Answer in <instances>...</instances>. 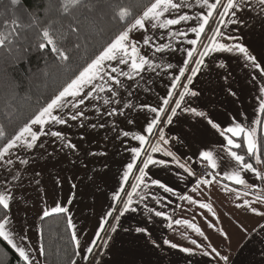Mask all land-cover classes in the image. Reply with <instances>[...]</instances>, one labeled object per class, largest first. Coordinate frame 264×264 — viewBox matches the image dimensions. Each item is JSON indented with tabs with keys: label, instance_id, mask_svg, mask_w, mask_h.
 I'll return each instance as SVG.
<instances>
[{
	"label": "crops",
	"instance_id": "1",
	"mask_svg": "<svg viewBox=\"0 0 264 264\" xmlns=\"http://www.w3.org/2000/svg\"><path fill=\"white\" fill-rule=\"evenodd\" d=\"M184 14L195 17L202 13L200 8L193 4L190 9L184 10ZM252 15L255 16V13ZM196 23L197 21L190 20L178 26L181 31L186 32L185 36L163 38V42L171 43L175 50L155 54L154 62L161 67L145 75L132 97L127 95L123 97L124 101L130 99L136 105L135 108L129 110L117 105L115 107L123 113L122 115H104L100 118L89 112L85 127H82L81 131L76 130L79 122L72 123L76 124V127L69 132H73L69 138L78 145V151L72 152L68 149L61 151L59 142L54 143V152H52L54 162L48 167L49 171L54 170V179H49L47 183L42 180L41 184L35 180L30 183L34 187L32 192L28 190L27 178H21L25 174L22 171L23 165L16 162L11 167V173L0 166V182L5 177L11 180V175L19 171L22 180L19 181V187L14 188L12 216L16 226L22 227L27 233L33 247L41 246L40 224L43 211L59 204L68 208L66 214L68 217L71 216L80 241L81 255L75 260L76 264H91L96 254L95 264H215L211 257L200 255V250H196V255L189 256L180 252L178 248L172 249L164 245V239L189 248H194L191 244L193 239L205 246L211 242L223 255L230 257L231 264H264V234L260 230L264 218L255 216L244 208L236 207L237 203H242L244 200L256 201L258 196L264 199V191H262L264 188L260 180H257L252 173H247L245 178L255 185L256 191H249L245 196L244 192L247 191L245 188L223 178L224 162L227 157L222 152L218 134L210 128L207 132L204 131L206 122L197 123L199 118L178 109V116L173 118V124L164 125L169 144L163 147L171 149L182 161L189 156L192 157L190 165L196 172L205 166L199 162L196 153L213 151L217 155L221 168L216 171L220 174L214 175L213 182L201 185L196 192H192L191 189L196 185L197 176L188 177L182 169L176 167L171 157H165L162 153H151L150 147L156 143V137H149L151 144L143 146L131 139L132 135L147 136L144 129L147 122L155 115L147 109L141 111L140 106L145 104L151 107L162 106L166 93L173 91L172 84L174 78L179 77V69L183 67L182 62L188 59L187 52L194 49L203 50L199 42L195 46L187 43L188 39L196 38L190 30V27L195 26ZM209 27H215L214 22L210 21ZM223 30L226 33L242 36V42L250 46V50L258 60H264V22L259 18H249L247 26L240 29L235 25H229ZM162 35L157 33V36ZM206 36H211V32L207 29L205 36L201 37L205 44L208 42ZM159 42L158 40L157 43ZM194 58L199 59V56L194 53ZM204 61L201 71L188 85L199 95L186 97L187 106L209 113L221 125H226L232 118L245 124L258 118L259 88L264 86V77L259 76L256 70L245 65L242 58L233 54L211 53L204 58ZM169 63L173 65L171 69L166 67ZM221 64L224 67H220ZM188 67L193 68L195 64L190 62ZM185 75H190V72L186 71ZM253 77L256 79L254 80ZM180 80L182 84L187 83L184 77H180ZM174 91L179 93L183 89L177 86ZM232 92L236 95H232ZM176 98L178 96L173 97L174 100ZM100 107L103 109L105 106L101 104ZM128 120L133 122L128 123ZM92 123L97 125L104 123L105 127L91 128L88 125ZM124 131L130 133L129 137L123 136ZM260 131L264 134V126L258 130V137ZM69 133L66 135L68 136ZM136 146L142 148L141 159L145 158L144 150H147V154H151L154 159L165 161L167 167L150 166L149 175L152 179H159L167 186L173 187L176 195L150 185L148 189H144L147 192L144 201L140 202L134 196L135 203L132 206L137 207V211L126 213L121 217L117 231L114 233L110 226L116 224V221L112 218V224L109 227L107 224L101 238H97L96 234L99 233L100 236L102 232L100 225H105L108 217L106 214L116 205V201L112 199L114 193L124 185L126 190L123 198L126 199L125 193L130 192L131 185L135 183L134 175L139 174L134 169L128 180H123V172L132 157L129 149ZM90 152H104L105 155L92 156ZM47 185L54 190L53 195L48 192ZM225 185L229 189L236 188V192L225 191ZM2 186L0 183V187ZM137 191L140 192L141 189ZM180 194L211 204L216 215L213 216L206 209H200L198 205H189L187 201L179 198ZM153 195L157 199H152ZM237 195L240 196L239 200L236 198ZM253 206L264 209V204L255 203ZM149 207L153 208L152 214L147 211ZM120 208H122L121 204L117 209ZM157 210L162 211L169 219L155 217L154 212ZM114 214L118 215V211ZM178 220L201 227L205 235L210 237V241L198 236L186 224H176L175 221ZM210 223H214L215 227H209ZM138 226L146 227L160 246L156 247L148 236L136 233L135 228ZM221 230L226 236L220 234ZM93 241L96 245L94 252L88 255L86 260L82 259L85 255V246H91ZM37 264H44L38 252Z\"/></svg>",
	"mask_w": 264,
	"mask_h": 264
},
{
	"label": "snow or ice",
	"instance_id": "2",
	"mask_svg": "<svg viewBox=\"0 0 264 264\" xmlns=\"http://www.w3.org/2000/svg\"><path fill=\"white\" fill-rule=\"evenodd\" d=\"M3 2L4 0H0V3ZM193 4L200 8L202 14L195 17L184 14V10L190 9ZM100 5L112 10V20L119 27L111 32L91 56L84 59L76 57V53L81 48L80 43L66 47L65 43L68 36L57 35V30L54 29L53 25L58 21L50 20L44 27H40L37 11L27 9L23 0H7L6 9L0 12V17H3L0 19V51L10 55L13 49L27 38L24 34L25 31L35 27L38 29L40 40L35 46L40 52L51 55L53 62L58 67L71 72V75L60 84L57 90L26 122L18 127L14 134L8 136L4 127L0 126V141H3V144L0 145V166H3L10 173L11 167L16 161L27 166L29 160L21 154L30 153L37 148H44L45 140L43 138H49L50 143L59 142L58 146L61 151L64 149L72 152L78 151V145L63 132V126H67L71 122H79L80 127H85V120L88 118L89 112L100 118L104 115H122L123 113L115 107L117 105L129 110L135 108L136 105L130 99L124 101L123 97L125 95L132 97L135 90L139 88L140 82L144 80L145 75L161 67L160 64L154 62L155 54H163L166 50H175L171 43H164L163 38L166 36L168 39H173L178 36H185L186 32L181 31L178 26L195 20L197 23L195 26H191L190 30L196 38L188 39L187 43L195 46L199 42L203 50L194 49L187 52L188 59L182 62L183 67L179 69V77H175L172 84L173 91L166 93V98L162 100V106L151 107L146 104L140 106L141 111L147 109L155 115L147 122L144 129L148 135H132L131 139L138 141L139 145L143 146L151 144L149 137H156V143L150 147L151 153H162L165 157H171L177 168L182 169L188 177H194L197 172L190 165L192 157L189 156L182 161L171 149L163 147L169 144L164 125L173 124V118L178 116V109L181 112L190 113L199 118L197 123L206 122L205 132L210 128L218 134L222 152L227 157L224 162L223 178L234 185L245 188L247 190L244 192L245 196L249 194V191H256L255 185L247 181L245 174L252 173L257 180L264 181V171L257 169L253 163L249 162L254 161L255 164L264 166V138L258 137V130L264 126V86L259 88L258 118L249 121L247 124L232 118L226 125H221L209 113L198 111L195 107H188L185 98L199 95L188 85L192 83L193 77L204 66V58L211 53H229L242 58L246 66L256 70L259 76L264 77V60H258V57L250 50V46L242 42V36L233 35L231 32L226 33L223 30L229 25H235L237 29L247 26L249 18H259L264 22V0H147L146 3L143 0H138L135 5L139 9L138 11L121 4L119 0H96V3H91V0H58L57 4L50 2L45 7V11H54L60 17H67L73 15L74 10L85 9L91 12ZM21 11L27 14L30 23L22 22ZM253 13L255 16L252 15ZM210 21L214 22L215 27H209ZM206 29L211 32V36L205 37L208 41L205 44L201 37L205 36ZM101 32H104L103 28L99 31L93 29L92 34L99 35ZM157 33L163 35L157 36ZM70 34H75L79 40L80 28L70 25ZM158 40L159 43H157ZM194 53L199 56V59L194 58ZM81 59H83L82 63L80 62ZM190 62L194 63L195 67L189 68ZM166 67L171 69L173 65L169 63ZM220 67H224V65L221 64ZM186 71L190 72V75L186 76ZM180 77H184L187 83L182 84ZM253 79L255 80L256 77ZM177 86L181 87L183 91L176 93L174 90ZM232 95L235 96L236 93L232 92ZM174 96H178V98L174 100ZM101 104L105 106L103 109L100 107ZM132 122L128 120V123ZM56 126L61 127L57 128ZM88 126L103 128L105 124L92 123ZM122 134L124 137L130 135L128 131H124ZM140 146L129 149L132 154L131 162L127 163L126 170L123 172V180L127 181L135 169L139 173L134 175L135 183L131 185V191L125 193L126 199L121 196V193L124 192L123 188L114 193L113 201H119L122 208L118 210L113 207L112 211L106 214L112 216L113 212L118 211V215L113 217L116 224L110 226L113 233L117 231L121 217L126 213L137 211V207L132 206L135 203L134 196L137 197L138 201H144L147 195L144 189H148L150 185L163 190V192L176 195L173 187L167 186L159 179H152L149 175L150 166L167 167L165 161L154 159L151 154H147V150H144L145 158L141 159L142 148ZM89 154L92 156L105 155L104 152H90ZM196 155L199 162L206 166L205 172L202 173L203 176L220 174L216 170L221 168V164L213 151H201ZM138 160L139 163H137ZM229 168L232 170L228 171ZM207 169L213 171L208 172ZM19 181L20 174L17 170L11 175V180L5 177L0 182L3 185L0 187V245L9 247L16 254L17 264H37V252L42 256L44 254L43 247H33L27 233L22 227L16 226L12 216V204L15 200L14 188L19 187ZM209 183L211 181L208 179H198L195 187L191 190L196 192L201 185H208ZM224 188L225 191L236 192V188L229 189L227 185ZM138 189L141 191L138 192ZM179 198L187 201L189 205H198L200 209H206L213 216L216 215L209 203L199 202L189 195L180 194ZM236 198L239 200L240 196L237 195ZM152 199L155 200L157 197L153 195ZM255 203L264 204V199L258 196L256 201L244 200L242 203H237L236 207L238 209L244 208L255 216L264 218V209L253 206ZM68 211V208L57 204L50 210H44L41 219L53 214H64ZM147 211L152 214L153 208L149 207ZM154 216L163 217L164 220L169 219L159 210L154 212ZM67 222L68 227L73 229L71 238L76 247L74 254L80 256L81 245L71 216L68 217ZM175 223L186 224L198 236L210 241V237L206 236L201 227L196 224L181 220L175 221ZM208 226L215 227V224L210 223ZM100 230H104L103 224L100 225ZM124 230L131 231V229ZM260 230L264 234V224L260 225ZM135 232L148 236L156 247L160 246L146 227L138 226L135 228ZM220 234L226 236L223 230ZM96 235L99 238V233ZM163 244L172 249L178 248L180 252L189 256L196 255V250H200V255L211 257L215 264H221V262L222 264H231L230 257L223 255L211 242L205 246L193 239L191 244L194 248L179 246L169 239H164ZM95 247L94 241L91 242V246H85V255L82 256V259L86 260L87 256L93 253ZM71 264H76V261L72 260Z\"/></svg>",
	"mask_w": 264,
	"mask_h": 264
},
{
	"label": "trees",
	"instance_id": "3",
	"mask_svg": "<svg viewBox=\"0 0 264 264\" xmlns=\"http://www.w3.org/2000/svg\"><path fill=\"white\" fill-rule=\"evenodd\" d=\"M57 4L58 0H23L25 7L37 11L39 26L44 27L50 20L58 21L53 25L57 35L68 36L66 47L80 43L81 48L76 53L77 58L86 59L95 49L108 38L119 25L112 20V10L104 5L98 6L94 11L85 9L74 10L73 15L60 17L54 11L46 12L49 4ZM125 6L138 11L135 5L138 0H119ZM147 2V0H143ZM96 3V0H91ZM37 5L39 6L37 8ZM7 7V0L0 3V12ZM23 23H30L25 12H20ZM3 19V17H0ZM70 25L80 28V39L70 34ZM104 32L99 35L92 34L93 29ZM24 39L15 47L10 55L0 51V126H3L8 136L21 126L27 119L57 90L62 82L71 75V72L58 67L51 55L42 53L35 46L40 40L38 29L29 28L24 33ZM83 62V59L80 60ZM259 137L264 138L260 131ZM3 141H0V145ZM243 154V153H241ZM254 167L264 171V166L249 161ZM264 188V181H261ZM68 216L53 214L41 220L40 242L44 249L42 255L44 264H71L77 259L75 242L72 240V231L68 227ZM0 264H17L16 254L7 246L0 245Z\"/></svg>",
	"mask_w": 264,
	"mask_h": 264
},
{
	"label": "rangeland",
	"instance_id": "4",
	"mask_svg": "<svg viewBox=\"0 0 264 264\" xmlns=\"http://www.w3.org/2000/svg\"><path fill=\"white\" fill-rule=\"evenodd\" d=\"M72 123L73 122H71L67 126H63L62 130H63V132L65 134H67L70 131L74 130L75 127H76V124L78 122H76V124H72ZM56 127L60 128L61 126H56ZM81 128L82 127L77 126L76 130L79 129L81 131ZM72 134H73V132L69 133L68 137H71ZM43 139L45 140V147L44 148H40V149L37 148V149L33 150L30 153H22L21 154V155L25 156V158H27L29 160V164L27 166L23 165L24 167H23L22 171L25 174L21 178L22 179L27 178L28 190L29 191L32 190V192L34 190V187L30 183L34 182L35 180H36V182L38 181L37 183L41 184L42 180H44V183H47V181L49 179H54V170L53 171H49V169H48V167L50 166V163L54 162V153H52V152H54V143H50L49 142V138H43ZM49 153H51V155H49ZM13 159L15 160V157H13ZM16 162L19 163V161H16ZM46 165H47V167H46ZM37 173H39V175H37ZM21 178H20V180H22ZM47 186H48V192L53 195L54 194V190L51 189V187L49 185H47ZM123 187L122 188L124 189V192H125L126 186L123 185ZM124 192L121 193L122 197L124 196ZM119 205H120V202L116 201L115 207L119 208ZM114 213L115 212L112 213V216L106 217L105 221H107V223H105V225L103 226L104 230H105L107 224H109L108 227L112 224V218L115 216ZM104 230L101 232L99 238H101L102 234L104 233ZM96 253H97V251H96ZM96 256H97V254H96Z\"/></svg>",
	"mask_w": 264,
	"mask_h": 264
},
{
	"label": "built area",
	"instance_id": "5",
	"mask_svg": "<svg viewBox=\"0 0 264 264\" xmlns=\"http://www.w3.org/2000/svg\"><path fill=\"white\" fill-rule=\"evenodd\" d=\"M205 168H206V166H202V167H201V169L197 172V175H196L197 178H198V179L205 178V179H208L209 181L213 182V180H214V175H208V176H203V175H202V173L205 172ZM207 171H208V172H211L210 169H207ZM96 258H97V256H95V257L93 258L91 264H95V263H96Z\"/></svg>",
	"mask_w": 264,
	"mask_h": 264
}]
</instances>
